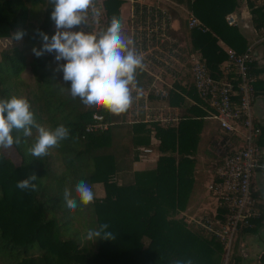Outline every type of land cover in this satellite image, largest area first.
I'll use <instances>...</instances> for the list:
<instances>
[{
    "label": "trees",
    "instance_id": "trees-1",
    "mask_svg": "<svg viewBox=\"0 0 264 264\" xmlns=\"http://www.w3.org/2000/svg\"><path fill=\"white\" fill-rule=\"evenodd\" d=\"M172 1L191 10L207 28H187L180 20L181 30L172 34L178 39L188 38L191 52L199 54L212 76L224 75L219 66L226 55L218 40L236 51L246 44L236 26L224 20L235 0ZM34 2L40 4L42 13L39 22L29 23L30 4ZM121 2L101 0V32L113 16L118 18ZM53 7L49 0H0V98L27 97L39 124L48 128L64 124L69 129L68 139L43 159L28 152L35 129L32 137L15 133L22 137L19 146H12L18 162L11 159L8 150L0 159V264H175L177 260L183 264L189 260L191 264H221L222 241L191 220L175 215L183 208L193 182V161L186 153L196 142L199 116L207 109L192 78L178 77L169 89L167 103L179 108L175 122L158 123L133 116L128 121L129 110L114 115L103 108L85 107L79 98L71 97L70 82L64 81L63 72L58 70V64L66 61H55L54 53L36 57L32 51L42 47L38 32L47 33L49 38L55 33L50 18ZM249 13L253 30L262 35L264 3L249 2ZM19 31L25 35L17 40ZM260 42L264 44V40ZM249 72L255 77L254 96L259 82L254 59ZM149 79L138 70L135 87L145 88ZM184 94L198 105L186 106ZM93 112L102 113L109 122L105 129H84ZM254 124L260 126L255 139L260 146L264 144V127L255 120ZM153 125L157 126L156 143L150 141ZM142 145L151 146L158 155L152 167L134 169L136 148ZM32 173L37 176L39 190L16 189V183ZM81 179L91 187L100 183L103 194L96 196L94 204L81 205L74 214L69 213L63 205V191L66 187L74 190ZM218 200L213 215L222 218L225 205L221 197ZM256 208L259 214L240 231L259 225L262 209L258 203ZM197 215L212 216L208 212ZM102 223L110 225L115 239H82L88 229ZM257 258V264H264V246Z\"/></svg>",
    "mask_w": 264,
    "mask_h": 264
},
{
    "label": "built area",
    "instance_id": "built-area-1",
    "mask_svg": "<svg viewBox=\"0 0 264 264\" xmlns=\"http://www.w3.org/2000/svg\"><path fill=\"white\" fill-rule=\"evenodd\" d=\"M127 11L119 18L123 32L132 40L131 47L143 58V71L150 79L142 92L139 103L134 101L129 107L133 118H142L154 122H175L178 119L166 108V98L172 83L181 69L186 68L192 78L198 97L207 105L208 114L226 131L234 132L240 127L241 141L233 149H226L216 174L219 178L218 189L225 211L221 217L196 215L191 221L212 232L223 243L224 257L221 264H226L232 240L237 231L249 223L250 218L259 214L256 208L258 202L250 185V177L255 167L262 164L258 161L260 146L256 143L260 126L254 124L251 113L253 99L254 75L249 72V63L253 59V45L236 51L231 47L224 49L225 60L219 66L224 75L212 76L199 54L188 53L172 34L171 22L173 16L166 4L172 0H126ZM166 1V2H165ZM256 4L264 0H254ZM96 6L101 10L97 18L89 12L87 25L79 26V30L96 34L104 29V9L101 0H96ZM184 22L187 28H207L192 13L184 8ZM224 20L228 25L236 24L234 13H226ZM264 40V33L257 41ZM132 118V119H133ZM109 122L100 112L91 114V121L86 123V131L105 129ZM229 143L223 141L222 147ZM149 147H138V156L149 152Z\"/></svg>",
    "mask_w": 264,
    "mask_h": 264
},
{
    "label": "clouds",
    "instance_id": "clouds-1",
    "mask_svg": "<svg viewBox=\"0 0 264 264\" xmlns=\"http://www.w3.org/2000/svg\"><path fill=\"white\" fill-rule=\"evenodd\" d=\"M53 10L50 14L55 25V33L49 38L47 33L38 32L42 38V47H33L36 57L53 54L63 72V79L70 82V94L79 98L87 108H103L109 113L119 115L128 110L133 102L132 88L137 82V71L144 68L143 58L131 47L132 40L125 35L118 18L112 17L108 27L100 34L90 31L73 30L87 25L91 11L94 17L101 15L96 0H49ZM24 31L16 33L20 40ZM34 142L28 149L31 157L43 159L52 149L59 148L61 142L68 139L69 129L60 124L48 128L39 124L27 97L12 95L0 98V159L13 145L22 143V136L32 137ZM37 176L32 173L19 180L15 187L21 192L38 191L35 183ZM96 195L90 184L79 180L74 187L63 191V205L69 213H75L81 205L94 204ZM108 223L98 228H90L82 239L94 242L97 239H115ZM175 264H183L177 260ZM187 264H191L189 260Z\"/></svg>",
    "mask_w": 264,
    "mask_h": 264
},
{
    "label": "crops",
    "instance_id": "crops-1",
    "mask_svg": "<svg viewBox=\"0 0 264 264\" xmlns=\"http://www.w3.org/2000/svg\"><path fill=\"white\" fill-rule=\"evenodd\" d=\"M123 1L127 5V1L122 0L118 8V19L125 15L120 14V7ZM251 1L253 5H256L254 0H235L233 8L227 10L225 14H235L236 23L238 22V24L241 26L238 31L245 39L246 44L244 47L253 45L252 57L255 60V67L259 68V72L256 74V78L259 80V82L255 84V94L251 102V113L253 120L257 121L264 127V44L260 41H257L259 36L256 35L250 22L249 2ZM166 4L170 7L171 14L173 16V20L171 22L172 31L175 30L176 32H179V30H181L179 26L180 20L184 21L185 6L174 1H168ZM244 29H246V31ZM251 34L254 35L255 38L253 37L250 41H248L247 38ZM176 39L181 44L185 54L193 53L191 52L192 50L187 37L183 36L180 37V39L176 37ZM218 44L223 51L225 48L230 47L221 40H218ZM224 60L221 61L220 66L225 63ZM183 76L190 77V74L186 68L181 69L175 80H177L178 77L182 78ZM184 97L186 100V106L194 104L198 105L193 97L187 96L185 94ZM165 104L169 112L174 113L179 117L178 106L169 105L167 100L165 101ZM205 111L206 112L204 114L199 116L200 122L197 131L196 142H194L193 146H189V151L186 153V155L193 161V182L185 204L182 209H179L176 212V216L191 217L195 214L207 212L213 215L217 212V205L219 203L218 197H220V195L218 189L219 178L216 174V168L219 165L223 155L226 153V149H233L241 141L242 130L240 127H237L234 132L226 131L225 129L221 128L218 122L208 114L207 110ZM129 117L130 118L127 119L128 121L131 120L130 114ZM150 141L152 143H156L157 138L152 135V137L150 136ZM223 141H228L229 146L227 144L225 148H223ZM138 147L136 149H138ZM145 147H149L150 151L145 152L142 156H138L136 154L137 157L132 162V168H150L154 165L158 151L154 150L151 146ZM258 161L262 165L255 167L253 170L250 177V185L253 194L258 200V206L262 209V218L259 220V225L256 224V229L239 230L237 232L234 252H236V250L239 252L237 253L239 255V264H257V257L264 246V144L260 145Z\"/></svg>",
    "mask_w": 264,
    "mask_h": 264
},
{
    "label": "rangeland",
    "instance_id": "rangeland-1",
    "mask_svg": "<svg viewBox=\"0 0 264 264\" xmlns=\"http://www.w3.org/2000/svg\"><path fill=\"white\" fill-rule=\"evenodd\" d=\"M40 7V4L38 3V2H34V3H31L30 4V11H29V16H28V19H27V21L29 22V23H35V22H39V20H38V17H40L41 16V13H42V11H41V7ZM126 9H127V5H126V3L123 1V3H122V5H121V7H120V14L121 15H124L125 13H126ZM41 19V18H40ZM27 22V23H28ZM248 23V22H247ZM249 24V23H248ZM243 25V24H242ZM236 28L239 30V28L241 27L240 26V24H238V22L236 23ZM244 27V26H243ZM53 28H54V30L56 31V29H55V25H54V23H53ZM247 29V28H246ZM246 29H244L245 31H246ZM248 30V29H247ZM254 37V35H250V36H248V38H247V40L248 41H250L252 38ZM255 38V37H254ZM3 42H5V41H2V43ZM18 43H19V41H18ZM1 44V43H0ZM187 77H184V79H186ZM166 80L167 81H169L170 83H172L174 80H172V78H166ZM145 90V88L143 87V88H141V87H133L132 88V97H133V101H134V103L135 102H137V103H139L140 101H141V99H142V97H143V91ZM129 111L127 112V119H129L130 117H129ZM157 130V126L156 125H153V129L151 130V137H152V135L154 136V137H156L155 136V134H154V130L155 129ZM9 151V154H10V157H11V159L15 162V163H17L18 162V160H19V157H18V155L16 154V152L14 151V149H13V147L11 148V149H9L8 150ZM92 187H93V191L95 192V195L96 196H101L102 194H103V190H102V186H101V184L100 183H94L93 185H92ZM197 214H195L194 216H196ZM191 217H193V215L191 216ZM191 217H184L187 221H190L191 220ZM238 232V231H237ZM236 235H237V233H236ZM235 238H236V236H235ZM235 238L232 240V243H231V246H230V250H229V253H228V256H227V260H226V264H239V255L237 254V253H239L238 252V250H236V252H234V247L236 246V242H235Z\"/></svg>",
    "mask_w": 264,
    "mask_h": 264
}]
</instances>
